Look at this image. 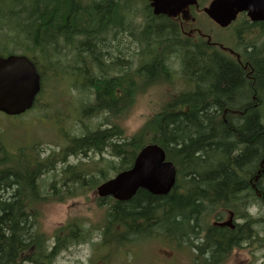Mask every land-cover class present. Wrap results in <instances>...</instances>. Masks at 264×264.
I'll return each mask as SVG.
<instances>
[{"label": "trees", "instance_id": "obj_1", "mask_svg": "<svg viewBox=\"0 0 264 264\" xmlns=\"http://www.w3.org/2000/svg\"><path fill=\"white\" fill-rule=\"evenodd\" d=\"M132 4V10L140 4L139 15L150 19L143 33L138 35L140 41L150 46L151 41L170 36L174 40V50L184 49L187 56L184 72L196 86L194 91L181 93L179 99L154 114L140 133L127 139L123 138L124 130L118 125L109 129H87L83 135L73 136L60 152L52 151L48 156L36 143L11 152L0 139V264H57L56 256L78 235H83L82 225L73 228V224H66L51 238L43 229L42 206L49 199H66L94 189L106 177L85 167L68 164L61 169L67 178L52 180L55 186L47 195L42 177L56 171L59 161V164H65L70 156L86 157L92 150L110 147L114 158L121 160L118 169L123 170L131 166L137 152L147 143L145 139L149 138L166 148L167 156L176 163L178 172L183 163L195 169L207 165L204 155L207 152L217 154L216 169L212 167L213 170L203 175L195 170L190 172L189 184L192 186H188L185 193H181V189L177 191L178 184L165 196L142 189L132 200L121 202L118 208L112 207L108 235L114 240L123 242L122 238H117L122 234L119 226L128 225L135 234L141 232L140 226L160 220L157 226L161 232L182 236V241L190 239L201 243L202 247L198 248L201 249L202 264H218L242 235L247 231L254 232L264 222L263 213L252 228L247 221L235 230L209 226L206 240L199 236L205 202L222 199L214 204L234 207L241 214L244 213L239 207L245 203L259 204V200L264 203V120L255 111L263 102L259 94L264 92V22L252 23L244 18L248 32L253 27L260 30V45L239 41L241 33L236 31L234 43L224 46L229 50L242 47V64L249 65V69L243 70L223 48L206 45L199 35L184 37L176 29L177 23H165L162 16L152 14L148 0H0V18L10 17L6 23L19 20L22 30H27L25 41L20 38L16 42L25 53L34 56L40 52L44 58L47 56L46 43L54 44L58 51L61 42L65 49L71 47L75 39L84 38L80 50L90 52L89 57L94 58L93 54L99 50L95 45L100 43V36L104 35L100 38L102 41L114 43L118 38V35L115 37L117 30L120 34L133 30L129 27L130 21L135 29L132 11L128 12V24L121 13L126 7L131 9ZM10 5L16 6L15 15H10ZM109 35V39H115L108 40ZM118 48L123 54L129 52L122 44H116L115 49ZM121 52L109 60L111 65L122 66L125 55ZM130 63L129 59L131 69ZM155 68L143 70L144 75L152 77ZM106 70L102 69V74L91 81V86L97 92V110L113 109L116 112L124 102L119 92L121 76L109 77ZM152 81L155 80L151 79L148 84ZM236 87L250 92L249 102L240 105L232 100ZM131 91L130 82L129 93ZM131 105L130 97L125 106ZM42 106L39 99L37 108ZM221 109L226 110L225 121ZM140 219L143 222H138Z\"/></svg>", "mask_w": 264, "mask_h": 264}, {"label": "rangeland", "instance_id": "obj_2", "mask_svg": "<svg viewBox=\"0 0 264 264\" xmlns=\"http://www.w3.org/2000/svg\"><path fill=\"white\" fill-rule=\"evenodd\" d=\"M132 8L133 4L131 5V9L126 7L121 11L123 17L124 15L127 16L125 20L126 24H128V12L131 10L132 13L139 15L141 5L136 4L133 10ZM10 9V15H15L14 10L16 6L10 5ZM9 18L10 17L7 19L0 18V47L8 42L2 50L4 54L9 52L23 53L16 45V42L20 38L25 41L24 35L27 33V30H22V26L19 25V20H11L10 23H6ZM125 21L123 20V22ZM129 27L133 30L130 32L127 31L124 34H120L118 30L116 32L113 31L115 32V37L118 35L114 43H106L100 39L103 38L104 35L100 36V43H97L98 45L94 44L95 47L99 49L97 54H93L95 56L94 58L89 57V55H91L90 52H82L80 50L82 46L81 41L84 38L75 39L71 47H66L65 49L62 47L63 42H61L58 45V51L54 49V44L51 45L50 43H46L45 50L47 56L44 58L40 52H36L34 56L41 64L44 76V94H42L44 107H42L40 111H36L38 117L34 118L31 114L22 117H10L0 112V138L3 145H5L9 151L16 152L18 148L30 147L36 143L39 148L43 150L44 155L48 156L52 151H59L66 147L70 142V137L83 134L86 128L91 130L100 126L105 128L104 124L108 119L110 122L120 125L125 130L126 137H131L142 128L148 117L161 109L164 105L162 103L163 99L170 94L168 90L169 86L173 85L176 90L188 87V81L181 84L162 82L160 83L159 89L161 95L159 104H149L145 101L132 103L129 108H126L123 114H112V116H110V113L106 112L99 114L86 113V109L96 102L93 88L89 83L90 78L93 75L100 76L102 74L101 72H103L102 69H107L108 66L111 65V61L109 60L118 57L121 50L119 48L115 49V45L122 44L125 49H128L129 52L127 54L121 53L129 58H132V56L138 52L141 45L140 38L137 35L138 30L134 29L131 21ZM235 28L241 33L239 41L242 42V40H245L246 42L260 45V30L257 28L254 31L249 30L248 32L244 24V16L240 17V20L235 24ZM153 29H155V26ZM115 37L109 39V35L108 40H114ZM150 44L152 48L153 45L151 42ZM111 47H114V49L111 50ZM84 48H86V46H84ZM124 60L127 61L128 59L125 58ZM122 65H124V63ZM106 74L108 76H116L119 73L106 70ZM154 93H157V91H154ZM249 95L250 92L246 88L239 90V88L236 87L235 91H233L232 100H234L236 104L244 105L246 102H249ZM259 95L263 99V102L257 106L255 111L258 113V116L264 120V92H261ZM246 106L249 107V105ZM204 155L205 162L208 163L205 166L195 169L184 163L182 165L180 164L178 175L179 186L177 187V191L181 188L188 189V186H192L189 184V180L190 172L193 170L203 175L216 167L217 163H215V161H217V154L215 152H207ZM104 159L105 157L101 158L91 153L88 159L83 158L82 155L74 156L70 157L69 162L77 163L78 161H86L99 164V162L104 161ZM59 162L57 163L58 169L56 171H50L42 177L41 182H44L43 188L46 193L55 186V184L51 183L52 180L55 178L59 179L61 169L68 165V163L64 165L62 163L59 164ZM100 169L103 168L100 167ZM93 193L94 191H90L86 196L69 199L64 203L57 201L46 203L43 207L44 216L42 225L47 234L49 236L53 235L61 224L73 219H79L86 224L93 223L96 220L97 210L99 209V206L95 203L96 198ZM219 200L222 199H215L211 202L204 203L205 206L201 212L202 223H200V226L208 224L206 221H213V214L215 211H212L210 214L208 212L209 209L221 211V209H218L219 205L214 204ZM259 210L260 206L258 205L252 208L253 213H257ZM157 217L160 218L159 216ZM140 221L143 220L140 219ZM159 221L160 220L148 226H140L141 232H139V239L144 240L148 238V236L152 234L149 232L162 230L158 229L157 224ZM180 237L182 238V236ZM188 242L190 241L188 240ZM191 242L196 245L192 240ZM157 244L164 245V242L156 240L153 243L150 240L146 246L143 245L140 248L139 264H154V259L151 258L148 261L150 257L148 249L151 250L154 248L155 254ZM118 251L120 253L123 251L121 246L118 247ZM86 252L84 248H76L72 245L66 252H63L59 256L58 264H77V260H79L80 257H84ZM263 254L264 249L252 253L249 248H242L239 255L240 259H232L227 264H264ZM129 258H131V256Z\"/></svg>", "mask_w": 264, "mask_h": 264}, {"label": "water", "instance_id": "obj_3", "mask_svg": "<svg viewBox=\"0 0 264 264\" xmlns=\"http://www.w3.org/2000/svg\"><path fill=\"white\" fill-rule=\"evenodd\" d=\"M154 14L177 16L197 0H149ZM208 15L223 27L228 26L242 11L252 21H264V0H213L205 8ZM41 89V76L35 64L24 55L0 56V111L15 115L34 104ZM176 167L166 161L165 150L157 144L142 149L132 169L120 173L98 187L100 195L130 199L140 188L155 195H167L176 183Z\"/></svg>", "mask_w": 264, "mask_h": 264}, {"label": "flooded vegetation", "instance_id": "obj_4", "mask_svg": "<svg viewBox=\"0 0 264 264\" xmlns=\"http://www.w3.org/2000/svg\"><path fill=\"white\" fill-rule=\"evenodd\" d=\"M152 11V9H151ZM184 14H180L178 17L175 18H170L166 15H160L162 16L161 19L165 21V23L169 22H175L177 23L176 29H179L181 33L184 35V37H193L195 35H202L203 33L200 31V28L194 26L192 19L183 16ZM124 20L127 19V16L124 15ZM150 19H147L146 21H142L141 25L143 28V31L146 28V24L148 23ZM164 23V28H166ZM168 38H165L164 40H153L151 41L153 47L151 48V45L148 46L146 43L143 41H140V49L132 58L124 56L123 59H128L127 61L123 60L124 65L121 66V83H122V95L125 98V100L128 99L129 96V83L131 82L132 84V89L139 90L140 88L144 87L145 83H148L151 79L153 80H167L168 82H173L175 80L182 79L185 74H184V62L186 60V54L184 52V49L178 48L177 50H174V40L170 37L167 36ZM204 43L206 45H211V46H217V45H212V43L208 40V38L203 37ZM224 52H227L231 55V58L233 59L234 63L238 65L241 69L247 70L249 67L247 65H244L241 63L240 56L238 53L232 52V50L229 49H222ZM129 59L132 60V66L135 64L137 66L136 70L130 71V66H129ZM156 67L155 71L152 75V77H148L144 75L143 70L150 69V67ZM245 76H249L247 73ZM194 88V85L192 84L191 89L185 90V91H191ZM183 91V92H185ZM194 91V90H193ZM172 95L170 98L176 99V97L179 95L178 93L172 91ZM181 92V93H183ZM180 93V94H181ZM134 98H137L136 92L134 95ZM225 116H226V110L221 109V117L225 121ZM102 151H107V150H101ZM254 192H255V187L253 185ZM136 196V195H135ZM134 196V197H135ZM133 197V198H134ZM132 200H126V201H119L114 199L113 197H97V204L103 207L100 212L101 215L93 222L92 226H87V228H90L88 231V237L90 238L87 240H82L80 242H77L80 246H87L85 250L87 251L84 255V257L81 258L79 264H124L123 262H120L118 260H115L113 256V251L112 248L114 246L118 245H124V254L125 257L128 260L134 259V262L132 264H139V254H140V248L143 246L142 243L140 242L139 239V233H132V229L130 230L128 225L124 226H119V229L121 230L122 234H120L118 237L124 239L123 243L111 240L112 236H109L110 234V227L108 224L105 226V222L107 219V214L109 215L110 212H112L114 209L112 207H117L121 204V202H128ZM202 218V216H201ZM220 221H225L224 216H219L218 219L216 218L213 222L206 221L208 225H212L214 227H220V228H229L231 229L232 227L230 226H218V222ZM138 222H143L138 220ZM236 223V222H235ZM203 225L199 226L200 231H202L201 227ZM239 224L236 223V227L233 229L235 230ZM76 227V226H75ZM209 227V226H208ZM206 228V231L203 233V239L206 240V232L209 228ZM93 230V231H92ZM138 231V230H137ZM87 231L84 232V235L86 236ZM93 233V234H92ZM152 233L148 237L152 238L153 240L161 237L160 231H154V232H149ZM148 233V234H149ZM159 233V234H157ZM172 235L173 240H176V237L178 235ZM199 235V236H200ZM163 237V236H162ZM183 241V246H176V245H171L169 242H166V247L163 252L160 250V248L157 249L156 254L157 258L154 261V264H164L163 260L167 259L168 263L167 264H187L184 263V258L179 255V253L175 250L177 249H186L187 251L191 246L194 244L191 242ZM193 241V240H192ZM202 246H200L201 248ZM198 248L199 252L201 253V249ZM131 256V258H129ZM179 257V259H178ZM195 259L194 263H191ZM188 264H198L197 263V258L189 257V263ZM219 264V260H218Z\"/></svg>", "mask_w": 264, "mask_h": 264}, {"label": "bare ground", "instance_id": "obj_5", "mask_svg": "<svg viewBox=\"0 0 264 264\" xmlns=\"http://www.w3.org/2000/svg\"><path fill=\"white\" fill-rule=\"evenodd\" d=\"M264 32V31H263ZM3 147V146H2ZM109 150V149H108ZM249 170V169H248ZM246 172V171H245ZM79 178V177H78ZM80 179V178H79ZM75 182V181H74ZM73 188V187H72ZM74 190V189H73ZM130 224V223H129ZM244 224H245V222H244ZM242 226V225H241ZM252 228V227H251ZM256 228V227H255ZM249 229V228H248ZM160 230V229H159ZM93 231V230H92ZM114 232V231H113ZM144 233V232H143ZM93 234V233H92ZM118 234V233H117ZM144 235V234H143ZM191 236V235H190ZM117 238H119V237H117ZM209 245V244H208ZM206 259V258H205Z\"/></svg>", "mask_w": 264, "mask_h": 264}]
</instances>
